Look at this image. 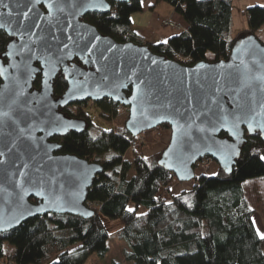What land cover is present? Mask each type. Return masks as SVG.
Returning a JSON list of instances; mask_svg holds the SVG:
<instances>
[{
    "label": "water",
    "instance_id": "1",
    "mask_svg": "<svg viewBox=\"0 0 264 264\" xmlns=\"http://www.w3.org/2000/svg\"><path fill=\"white\" fill-rule=\"evenodd\" d=\"M111 1L132 0L0 4V30L11 38L0 58V233L48 213L95 216L88 193L104 166L61 153L54 139L88 128L86 118L62 111L74 103L110 99L127 107L134 137L168 124L171 140L158 163L180 182L194 180L206 156L231 174L246 134L264 141V43L255 33L236 37L227 59L183 64L84 19L110 13ZM59 74L68 86L55 96Z\"/></svg>",
    "mask_w": 264,
    "mask_h": 264
},
{
    "label": "trees",
    "instance_id": "2",
    "mask_svg": "<svg viewBox=\"0 0 264 264\" xmlns=\"http://www.w3.org/2000/svg\"><path fill=\"white\" fill-rule=\"evenodd\" d=\"M143 2L111 1L110 13H88L84 19L119 42L148 44L155 53L183 64L229 58L236 41L233 0H156L173 5L189 24L187 30L162 43H150L133 28L132 14L144 11ZM245 13L249 29L244 33H255L261 40L264 6H250ZM10 40L0 30V58ZM40 85L38 74L34 86ZM67 86L59 74L54 95H62ZM95 104L106 119L115 118L120 107L110 99ZM72 105L62 111L86 118L88 128L54 139L62 142L61 153L77 154L104 166L88 193L87 205L96 214L90 219L68 213L30 218L0 233V259L13 258L16 264H85L94 254L106 257L114 236L126 242L124 259L131 264H264V238L254 220L257 211L264 217V141L259 132L246 134L231 174L219 166L216 174H198L191 186L175 193L174 187L184 182L159 165L162 152L144 156L140 147L131 149L138 136H132L125 126L103 128L89 113L82 108L75 111ZM161 127L171 129L168 124ZM129 151L131 158L126 157ZM105 217L120 220L122 225L111 230Z\"/></svg>",
    "mask_w": 264,
    "mask_h": 264
},
{
    "label": "rangeland",
    "instance_id": "3",
    "mask_svg": "<svg viewBox=\"0 0 264 264\" xmlns=\"http://www.w3.org/2000/svg\"><path fill=\"white\" fill-rule=\"evenodd\" d=\"M165 5H168V4H165ZM254 5L264 6V0H233L232 34L235 37H238L240 34L246 32L249 29L247 15L245 11L248 7L254 6ZM166 18H172V19L174 18L172 15L168 17L160 18V23L162 24V26L168 27L163 22V20ZM179 26H180L179 28L181 29L180 24ZM179 28L176 27V29H179ZM258 35L260 36L261 41L264 43V28L258 33ZM85 103H86L85 106H73L72 105V109L77 111V109L82 108L83 111L90 114L91 120L94 123H96L97 125L103 128L109 129V130L116 129L119 126H125L126 120L128 119V115H129V110L127 108L120 105V107L118 108L117 116L113 119H108V118L106 119L104 116H102L103 110L97 107L95 102H93L92 100H88V101H85ZM171 133H172L171 129L166 128V127H161V126L154 128L152 130H149V131H145L141 133L140 135H138V139L134 141L135 145H132L131 149L134 147H140V149L143 152V155L146 157L153 156L160 152L163 153V151L166 149V147L168 146L171 140ZM131 156H132L131 151L126 153L127 158H131ZM202 159H200L195 166L197 175L202 174L203 172L202 169L204 167L201 166ZM210 164L213 167L212 171L217 172L219 170V164L216 161H210ZM133 173L134 171H131V174ZM190 183L191 181L184 182L180 184V186L178 187L175 186L174 187L175 193L180 192L183 186H186V187L191 186ZM144 210L145 209L143 207L139 209L140 212H143ZM254 219H256V222H257L256 226L260 230V234L264 235L263 214L260 211H257L254 215ZM104 220H105L106 225H108V227H110L111 230L118 229L122 225L121 221L117 219H111V218L105 217ZM109 246H110V251L106 257L101 258L97 254H94L89 258V260L85 264H111L114 261L122 262L123 264L132 263L129 261H125L124 259V254H123L124 249L128 248L124 240L113 236L109 239ZM13 250L14 249H10L9 253L11 254ZM2 260L0 259V262ZM31 264H34V263H31Z\"/></svg>",
    "mask_w": 264,
    "mask_h": 264
},
{
    "label": "crops",
    "instance_id": "4",
    "mask_svg": "<svg viewBox=\"0 0 264 264\" xmlns=\"http://www.w3.org/2000/svg\"><path fill=\"white\" fill-rule=\"evenodd\" d=\"M143 5L144 11L132 14L133 28L137 34L146 38L150 43L166 42L170 37L188 29L189 24L183 14L176 11L175 7L168 2L145 0ZM150 6L153 7L151 8ZM171 15L181 25L180 30L174 27L162 26L160 23V18ZM254 220L257 225L256 219Z\"/></svg>",
    "mask_w": 264,
    "mask_h": 264
},
{
    "label": "built area",
    "instance_id": "5",
    "mask_svg": "<svg viewBox=\"0 0 264 264\" xmlns=\"http://www.w3.org/2000/svg\"><path fill=\"white\" fill-rule=\"evenodd\" d=\"M113 12H115V11H113ZM163 22L167 26H171V27H174V28H176V27L179 28L180 27L179 24L172 18H166V19L163 20ZM132 145H135V142H133ZM210 161H215V160L211 156H206L204 159H202L201 166L204 167L202 169V171H203L202 174H206V175H214V174H216V171H212L213 167L211 166ZM11 255L12 256L16 255V251L13 250ZM5 262H6V264H16V262L13 260V258L5 259V260L3 259L0 263L5 264Z\"/></svg>",
    "mask_w": 264,
    "mask_h": 264
},
{
    "label": "snow or ice",
    "instance_id": "6",
    "mask_svg": "<svg viewBox=\"0 0 264 264\" xmlns=\"http://www.w3.org/2000/svg\"><path fill=\"white\" fill-rule=\"evenodd\" d=\"M0 4H2L3 7H5V8L8 7V5L6 3H3V0H0ZM0 27H3V25H0ZM4 115H7V114L5 113ZM0 156H3V153L2 152H0ZM261 238H264V235H262Z\"/></svg>",
    "mask_w": 264,
    "mask_h": 264
},
{
    "label": "flooded vegetation",
    "instance_id": "7",
    "mask_svg": "<svg viewBox=\"0 0 264 264\" xmlns=\"http://www.w3.org/2000/svg\"><path fill=\"white\" fill-rule=\"evenodd\" d=\"M78 61V60H77ZM79 62V61H78ZM74 117H81V116H74Z\"/></svg>",
    "mask_w": 264,
    "mask_h": 264
}]
</instances>
